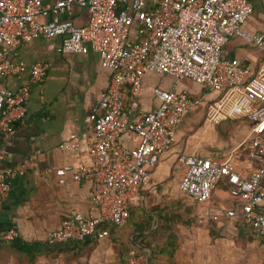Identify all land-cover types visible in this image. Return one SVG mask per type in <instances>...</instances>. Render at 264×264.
<instances>
[{
  "label": "built area",
  "instance_id": "2783aa9c",
  "mask_svg": "<svg viewBox=\"0 0 264 264\" xmlns=\"http://www.w3.org/2000/svg\"><path fill=\"white\" fill-rule=\"evenodd\" d=\"M251 14L249 0H0V210L12 179L30 169V157L17 166L6 164L1 141L15 136L26 117L31 91L43 83L47 71L44 63L27 65L13 59L11 49L39 38H59L57 53H94L111 75L84 119L83 131L59 146L80 151L88 163L53 171L59 184L67 175L89 182L97 213L71 212L46 233V244L106 238L109 228L97 231L99 225L120 227L127 222L131 206L152 184L149 169L174 144L185 114L201 104L200 98L175 90L183 80L219 95L213 103L215 117L229 108L228 114L253 122L245 152L255 166L240 174L231 158L180 155L173 166L181 174L179 191L203 203L224 185L233 200L223 213L226 222H239L264 241V81L249 66L221 57L222 47L234 37L264 49L263 34L249 35L242 29ZM26 72L25 84L2 87L5 78ZM145 73L174 80L168 90H153L157 106L151 112L133 107ZM126 135L132 136L131 148L120 143ZM19 238L15 228L0 226V241ZM146 251L129 249L127 263L147 264Z\"/></svg>",
  "mask_w": 264,
  "mask_h": 264
},
{
  "label": "crops",
  "instance_id": "0c3cea01",
  "mask_svg": "<svg viewBox=\"0 0 264 264\" xmlns=\"http://www.w3.org/2000/svg\"><path fill=\"white\" fill-rule=\"evenodd\" d=\"M249 2L252 14L242 29L249 35H264V0ZM85 20L83 14L79 21L84 24ZM58 45L59 38H39L11 49L13 59L27 65L41 62L47 69L43 83L31 91L26 117L15 136L1 141L6 164L17 166L30 157V169L12 179L0 210V226L15 228L21 243H45L46 233L58 228L71 212L86 216L97 213L90 199L89 182L73 181L67 175L65 182L59 184L53 171L64 165L88 163L80 151L62 150L59 146L83 131L84 119L107 87L111 72L101 66L96 54H59L55 50ZM221 57L249 66L264 81V49L234 37L222 47ZM27 81L28 72L19 78H5L1 85L14 89ZM173 83L167 75L143 74L134 97V110H154L157 103L153 90H168ZM175 90L187 91L200 98L201 104L181 120L174 144L149 169L151 186L142 190V199L131 206L129 220L120 227H112L116 234L109 231L106 238L92 236L77 243H61L52 246L54 251L32 258L4 242L0 244V264H127L122 247L138 234L134 231L136 222L151 219L154 225L162 217L174 222L177 248L171 256L157 255L149 264H264V241L248 227L226 222L223 216L233 204L228 189L220 185L207 202L197 203L179 191L181 174L173 171L180 155L195 154L220 161L231 158L240 174H248L255 166L245 152L253 122L245 116L228 114L229 108L215 117L213 103L219 95L189 80L181 81ZM120 143L129 148L134 145L131 135L123 136ZM84 147L82 143L81 151ZM200 204L206 205L198 211ZM153 225L150 230L155 228ZM126 228H131L128 238Z\"/></svg>",
  "mask_w": 264,
  "mask_h": 264
},
{
  "label": "trees",
  "instance_id": "16d2710c",
  "mask_svg": "<svg viewBox=\"0 0 264 264\" xmlns=\"http://www.w3.org/2000/svg\"><path fill=\"white\" fill-rule=\"evenodd\" d=\"M161 219L164 220L162 222V226H164L163 233H162V235L164 236L163 242L161 244H158L157 242V245L159 246L154 245V242L156 239L154 234L156 233L157 229L153 228L152 230H150L151 225L149 224V221H147L146 227L145 228L143 227V229L140 227L139 229L140 232L136 234L135 236H133L132 240H130L129 245H123L122 251H123V254H125V257L129 249H134L137 252H143L144 250H147L145 252V255L147 258V264H149L150 260L157 255L171 256L174 253V251L177 248V237L171 230L169 220H167L166 217L164 218L162 217ZM242 226H245V225L242 224ZM112 227H116V226H108L106 224H101L98 226L97 231H100L105 228H109V231L110 230L112 231L113 230ZM2 243L4 242L0 241V244ZM5 243H8V242H5ZM10 243L13 245L14 248H16V250L28 255L30 258L35 257L37 255L50 253L51 251H54V248L52 246L59 245V244L48 245L46 243L42 244L38 242L21 243L19 240H16ZM69 243H77V242H69ZM126 263H127V258H126Z\"/></svg>",
  "mask_w": 264,
  "mask_h": 264
},
{
  "label": "rangeland",
  "instance_id": "374dc122",
  "mask_svg": "<svg viewBox=\"0 0 264 264\" xmlns=\"http://www.w3.org/2000/svg\"><path fill=\"white\" fill-rule=\"evenodd\" d=\"M84 16H87L85 13H84ZM263 184H264V180H263ZM207 204V203H206ZM206 204H200L198 207H197V209H198V211L200 210H202V206L203 205H206ZM201 206V207H200ZM130 217H131V213H130ZM129 217V218H130ZM137 217L135 216V217H133L132 219V221H131V223L132 222H134L135 221V219H136ZM167 218V217H166ZM168 219V218H167ZM129 220V219H128ZM151 220V219H150ZM150 220H148L149 221V224L151 225V227H152V225H153V223H152V220H151V222H150ZM169 220V222H170V226H171V230L173 229V225H174V222L171 220V218H169L168 219ZM164 220H162L161 218L159 219H156V221L154 222V227L157 229L156 230V233L154 234L155 235V242H154V245L155 246H159V245H157V242H158V244H161L162 242H163V238H164V236L162 235V233H163V227L164 226H162V222H163ZM147 222V221H146ZM146 222H143V220H141V222H139V221H137L136 222V226H135V228H134V231L136 232V233H139L140 232V227L143 229V227L145 228L146 227ZM189 226L190 225H192V224H188ZM123 229V228H122ZM131 228H126V231H124L125 233H126V235H127V238H128V236H129V230H130ZM173 232V231H172ZM112 233H115L116 234V231H111L110 230V234H112ZM174 233V232H173ZM111 236V235H110Z\"/></svg>",
  "mask_w": 264,
  "mask_h": 264
}]
</instances>
